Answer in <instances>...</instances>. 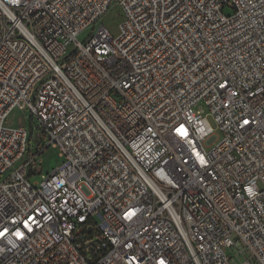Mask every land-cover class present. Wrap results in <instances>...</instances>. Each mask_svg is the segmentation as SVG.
Returning a JSON list of instances; mask_svg holds the SVG:
<instances>
[{"label":"built area","instance_id":"2783aa9c","mask_svg":"<svg viewBox=\"0 0 264 264\" xmlns=\"http://www.w3.org/2000/svg\"><path fill=\"white\" fill-rule=\"evenodd\" d=\"M0 264H264V0H0Z\"/></svg>","mask_w":264,"mask_h":264},{"label":"rangeland","instance_id":"374dc122","mask_svg":"<svg viewBox=\"0 0 264 264\" xmlns=\"http://www.w3.org/2000/svg\"><path fill=\"white\" fill-rule=\"evenodd\" d=\"M120 21H121V11L117 7V5L112 4L108 13L103 18H101L97 23H99V25H103L104 27L108 28L113 36H118ZM88 34H89V30H86L79 37V40L80 41L83 40ZM27 121H28L27 114L14 110L9 114L7 118L6 127L8 128L26 127L29 129ZM212 126L215 129V126L214 125ZM215 134L218 138L216 139L215 144H210L206 146L207 151H211L220 139V135L218 133ZM36 135H38V132H36ZM41 143L42 145H46L47 144L46 139H43ZM41 158L43 161L41 165L42 175L50 174L53 170L60 167L63 161L59 156V150L51 147L42 154ZM35 179L39 180L40 177H37Z\"/></svg>","mask_w":264,"mask_h":264},{"label":"snow or ice","instance_id":"6c2138e0","mask_svg":"<svg viewBox=\"0 0 264 264\" xmlns=\"http://www.w3.org/2000/svg\"><path fill=\"white\" fill-rule=\"evenodd\" d=\"M19 235V234H18Z\"/></svg>","mask_w":264,"mask_h":264}]
</instances>
